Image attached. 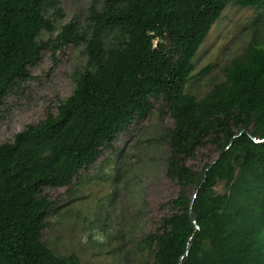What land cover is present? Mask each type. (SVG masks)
Returning <instances> with one entry per match:
<instances>
[{
    "label": "trees",
    "instance_id": "obj_1",
    "mask_svg": "<svg viewBox=\"0 0 264 264\" xmlns=\"http://www.w3.org/2000/svg\"><path fill=\"white\" fill-rule=\"evenodd\" d=\"M227 1L102 0L91 8L87 68L71 96L0 144V264H82L43 240L53 205L46 191L70 187L155 102L171 120L165 176L178 192L142 237L151 264H264V142H254L264 140V47L251 44L226 65L225 82L205 99L185 93L193 58ZM46 3L0 0V102L28 79L44 48L55 63L56 52L85 40L73 21L38 44L39 32L54 29ZM237 4L264 10V0ZM109 31L117 43L105 49ZM205 152L214 154L199 158Z\"/></svg>",
    "mask_w": 264,
    "mask_h": 264
},
{
    "label": "rangeland",
    "instance_id": "obj_2",
    "mask_svg": "<svg viewBox=\"0 0 264 264\" xmlns=\"http://www.w3.org/2000/svg\"><path fill=\"white\" fill-rule=\"evenodd\" d=\"M237 1H227L193 58L185 93L198 101L225 82L224 67L249 45L264 47V10L241 7ZM93 6L100 9L102 0H47L43 15L54 29L39 32L37 43L54 41L61 28L73 21L85 40L56 52L55 63L51 50H42L40 61L28 69V79L14 85L0 102V144L12 142L26 126L42 122L71 96L87 68L85 41ZM117 35L114 31L104 35L105 49L116 45ZM170 126L171 120L155 102L148 117L121 132L113 148L103 151L70 187L46 191L53 205L43 240L55 255H75L82 264H151L152 254L142 237L159 227L170 213L165 204L178 192L165 176L169 151L162 138ZM215 190L224 191L222 185Z\"/></svg>",
    "mask_w": 264,
    "mask_h": 264
},
{
    "label": "water",
    "instance_id": "obj_3",
    "mask_svg": "<svg viewBox=\"0 0 264 264\" xmlns=\"http://www.w3.org/2000/svg\"><path fill=\"white\" fill-rule=\"evenodd\" d=\"M247 134H248L247 131L243 129V130H241V131L237 134V137L242 136V135H247ZM233 142H234V137L229 141V144H228V146L226 147V149H224V151L227 150V149H229V147L233 144ZM254 142H255V143H260V142H264V140H254ZM224 151H223V152H224ZM189 218H190L192 224L195 226V229H198V225H197L196 217H195V215L192 213L191 209H189ZM185 255H186V253H185Z\"/></svg>",
    "mask_w": 264,
    "mask_h": 264
}]
</instances>
